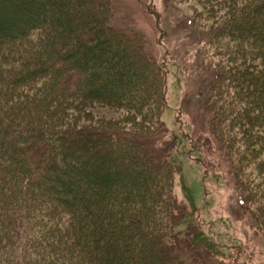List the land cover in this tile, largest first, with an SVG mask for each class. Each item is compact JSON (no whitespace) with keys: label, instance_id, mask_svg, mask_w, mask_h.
Here are the masks:
<instances>
[{"label":"trees","instance_id":"obj_1","mask_svg":"<svg viewBox=\"0 0 264 264\" xmlns=\"http://www.w3.org/2000/svg\"><path fill=\"white\" fill-rule=\"evenodd\" d=\"M65 1L0 0V10L19 19L41 9V20L28 25L21 19L11 22L4 12L0 16V93L18 79L49 73L47 98L60 95L77 103L88 99L122 106L152 130H134L132 136L119 129L69 135L34 127L35 110L25 102L3 105L1 264H181L180 252L164 242L172 234L167 227L175 218L171 213L179 210L169 188L168 160L139 141L161 130L165 68L145 53L140 38L113 28L109 0ZM195 19L190 16L189 25ZM243 21L238 17L231 29L242 31ZM34 29L40 47L30 40ZM6 60L15 61L6 66L1 62ZM59 60L65 64L56 65ZM252 65L240 74L256 94L254 109L264 108V72ZM69 69L70 85L63 75ZM209 75L215 78L208 86L223 76ZM4 111L13 118L10 123L1 121ZM34 151L46 154L40 168ZM46 208L57 210L60 225L43 214Z\"/></svg>","mask_w":264,"mask_h":264},{"label":"rangeland","instance_id":"obj_2","mask_svg":"<svg viewBox=\"0 0 264 264\" xmlns=\"http://www.w3.org/2000/svg\"><path fill=\"white\" fill-rule=\"evenodd\" d=\"M109 3L113 28L140 38L145 53L165 68L161 130L139 139L152 153L165 155L171 171L169 188L179 210L171 213L175 218L171 216L167 226L172 234L166 235L165 245L180 252L181 264H264V108L254 109L256 94L240 74L251 62L254 70L264 72V0ZM35 12L20 18L22 23L41 20V9ZM4 13L18 23L16 15L9 10ZM192 15L196 19L189 25ZM241 16L242 31L231 29V23ZM37 32L30 30V40L40 47ZM48 32L53 35L52 29ZM6 61L1 62L10 66L15 60ZM65 62L59 60L56 65ZM72 72L63 74L69 85ZM213 73L223 76L208 86L215 78L209 75ZM49 77L43 73L18 79L0 93V108L25 102L35 110L34 127L69 135L115 129L130 136L134 130L151 132L122 106L88 99L77 103L60 95L47 98ZM11 119L5 112L1 121L10 123ZM28 129L33 139V130ZM29 148L25 145L28 152ZM33 155L37 166L47 161L42 152ZM36 206L41 210L43 205ZM47 208L43 214L60 225L57 210Z\"/></svg>","mask_w":264,"mask_h":264}]
</instances>
